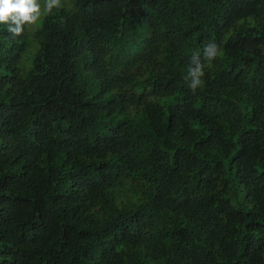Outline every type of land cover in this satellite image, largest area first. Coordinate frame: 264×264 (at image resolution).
I'll use <instances>...</instances> for the list:
<instances>
[{
	"label": "trees",
	"instance_id": "trees-1",
	"mask_svg": "<svg viewBox=\"0 0 264 264\" xmlns=\"http://www.w3.org/2000/svg\"><path fill=\"white\" fill-rule=\"evenodd\" d=\"M62 2L0 25V264H264V0Z\"/></svg>",
	"mask_w": 264,
	"mask_h": 264
},
{
	"label": "clouds",
	"instance_id": "clouds-1",
	"mask_svg": "<svg viewBox=\"0 0 264 264\" xmlns=\"http://www.w3.org/2000/svg\"><path fill=\"white\" fill-rule=\"evenodd\" d=\"M64 6L62 0H0V25L14 37L23 35L26 29L37 25L43 18L51 15L54 9ZM222 49L215 42L204 45L203 57L194 54L183 77L189 89L195 92L203 84L206 64L215 61Z\"/></svg>",
	"mask_w": 264,
	"mask_h": 264
}]
</instances>
